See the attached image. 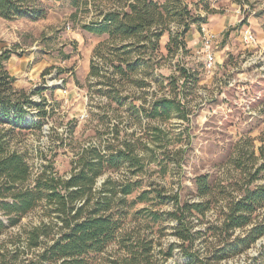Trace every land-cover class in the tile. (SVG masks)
<instances>
[{
  "label": "trees",
  "instance_id": "trees-1",
  "mask_svg": "<svg viewBox=\"0 0 264 264\" xmlns=\"http://www.w3.org/2000/svg\"><path fill=\"white\" fill-rule=\"evenodd\" d=\"M48 1L56 0H0V18L44 19ZM184 1L117 0L101 20L82 27L109 37L94 53L89 81L100 88L105 104L99 122L113 138L83 148L66 178L55 172L53 163L34 172L26 154L11 148L16 131L42 129L51 106L44 100H31L40 94L36 89L26 93L14 88L15 79L6 69L11 54H0V236L41 206L47 217L39 226L24 231V242L21 234L16 235L13 250H0V264H18L22 255L33 250L41 252L29 264H90L92 255L111 246L118 250L109 264H180L177 257H182L184 264H229L247 255L264 237V184L255 185L264 181V130L258 138L260 147L256 149L254 141L246 138L229 159L234 171L231 183L198 176L192 182L196 199L184 200L181 191L167 198L162 190H144L142 181L136 180L145 164L153 163L150 145L162 143L161 129L150 128L147 137L145 128L140 144V139L130 140L132 135L118 141L119 124L111 130L108 127L113 122L110 116L120 118L123 107L127 119L141 128L144 119L166 121L172 113L186 117L182 101L200 82L191 70H178L182 86L179 78L167 79L173 99L163 96L149 101L145 92L153 89L152 83L159 93L166 89L161 77L148 82L150 70L159 64L155 55L165 33L170 34L168 55L187 56L186 36L191 27L201 28L208 22L207 18L191 19ZM171 24L177 25L176 31H171ZM138 76L141 78L136 79ZM33 108L38 111V122L27 119ZM64 144L62 140L60 145ZM122 167L135 171L117 179L110 176L99 184L107 172ZM166 202L171 207L168 212L156 211ZM139 204L149 206L140 209ZM172 222V227L166 226ZM168 231L173 242L166 239ZM257 261L251 258L244 264Z\"/></svg>",
  "mask_w": 264,
  "mask_h": 264
},
{
  "label": "rangeland",
  "instance_id": "rangeland-1",
  "mask_svg": "<svg viewBox=\"0 0 264 264\" xmlns=\"http://www.w3.org/2000/svg\"><path fill=\"white\" fill-rule=\"evenodd\" d=\"M116 1H48V13L44 19L32 21L0 18V54H11L6 69L15 79V89L26 93L36 89L40 94L31 96V100H44L51 106L47 111L49 115L42 121L40 131L34 128L21 133L16 131V137L11 142L13 150L26 154L34 172L53 163L59 176L69 177L74 168L73 161L83 148L113 138L99 122L102 115L100 108L105 104L99 93L100 88L94 87L92 81H89L94 53L109 41V37L91 34L82 27L101 20L103 13L112 9ZM184 3L193 20H209L212 15L237 16L236 24L216 40V69L211 72L205 67L201 38L193 49L187 44L189 55L169 56L166 46L170 34L165 33L159 41L156 59L154 58L159 64L156 69L150 70L151 78L148 82H153L152 78L161 77L166 89L159 93L157 85L152 83L153 89L145 92H148L149 101L163 96L173 99L174 94H170L167 79L179 78V69L191 70L200 82L187 92L190 94L186 93L188 97L182 101L186 117L182 119L181 114L172 113V117L166 121L144 119L141 128L127 119L126 108L123 107L118 115L120 118L110 116L113 122L108 127L111 130L112 125L119 124L118 141H122L126 135H132L130 140L136 142L140 139V144H143L141 138L145 135V128H148L147 137L151 135L150 128L161 129L162 143L150 145L152 151L149 155L153 163H146L136 180L142 181L144 190H162L164 197L168 198L181 191L184 200H195L192 196V182L196 177L210 175L221 184L231 183L234 171L228 162L237 147H241L246 138L254 141L256 149L260 147L258 138L264 130V48L260 45L258 48L246 47L242 42L241 32L244 26H249L248 21L254 18L259 25L264 24V0H185ZM207 25L208 22L204 24L208 29ZM170 28L171 31H176L177 25L171 24ZM197 29L201 34L198 26H192L190 31ZM139 78L141 76L136 79ZM183 83L184 80L179 78L180 86ZM155 89L157 94L154 95ZM126 95L125 93L124 96ZM139 102L136 104H140ZM37 116L35 108L29 109L28 120L34 122ZM62 140L65 143L63 146L60 145ZM134 171L135 169L129 170L126 167L117 172L109 171L99 184L110 176L117 179ZM263 184L264 181H261L255 185ZM136 195L137 193L129 200H134ZM148 206L139 204L137 208ZM170 209V204L166 202L156 211L168 212ZM44 211L42 206L37 208L25 216L19 226L3 233L0 236V250H13L18 234L22 235L24 242V231L47 220ZM169 225L172 227L174 223L166 226ZM166 235L167 240L174 241L170 231ZM23 245L24 243L20 244L21 249ZM262 248L264 237L247 255L229 264H244L251 258L258 259L256 264H264ZM117 250V247L111 246L102 254L92 255L90 264H109ZM40 252H26L17 263L29 264L31 260L35 261V256ZM176 259L180 264L185 262L182 257Z\"/></svg>",
  "mask_w": 264,
  "mask_h": 264
},
{
  "label": "crops",
  "instance_id": "crops-1",
  "mask_svg": "<svg viewBox=\"0 0 264 264\" xmlns=\"http://www.w3.org/2000/svg\"><path fill=\"white\" fill-rule=\"evenodd\" d=\"M236 22L237 16L235 15H212L209 17L207 26L212 33L219 37L220 35L224 34L225 31H227L230 27L235 25ZM248 24L257 36L259 45L264 48V24L259 25L256 18L249 20ZM186 37L187 41L189 42L187 44H189V47H191V49L195 48L198 45L200 38L202 40V34L199 33L198 29L190 31Z\"/></svg>",
  "mask_w": 264,
  "mask_h": 264
},
{
  "label": "built area",
  "instance_id": "built-area-1",
  "mask_svg": "<svg viewBox=\"0 0 264 264\" xmlns=\"http://www.w3.org/2000/svg\"><path fill=\"white\" fill-rule=\"evenodd\" d=\"M202 34V45L205 52V67L208 71H213L216 69L217 59L215 55V44L218 39L217 35L212 33L209 29L205 28L204 25L201 26ZM241 38L243 44L248 48H258L259 43L257 36L249 26H244L241 32ZM35 101V100H34ZM36 102V101H35ZM40 102V101H37Z\"/></svg>",
  "mask_w": 264,
  "mask_h": 264
}]
</instances>
